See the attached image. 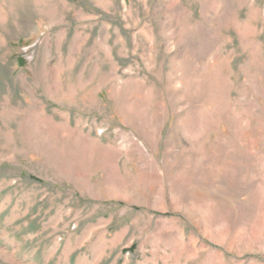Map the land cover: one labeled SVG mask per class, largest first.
<instances>
[{"label": "rangeland", "instance_id": "rangeland-1", "mask_svg": "<svg viewBox=\"0 0 264 264\" xmlns=\"http://www.w3.org/2000/svg\"><path fill=\"white\" fill-rule=\"evenodd\" d=\"M0 264H264V0H0Z\"/></svg>", "mask_w": 264, "mask_h": 264}]
</instances>
